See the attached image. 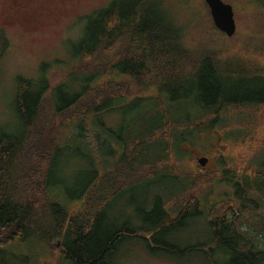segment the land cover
Here are the masks:
<instances>
[{"label": "trees", "instance_id": "obj_1", "mask_svg": "<svg viewBox=\"0 0 264 264\" xmlns=\"http://www.w3.org/2000/svg\"><path fill=\"white\" fill-rule=\"evenodd\" d=\"M149 1L114 0L94 13L77 52L86 69L82 74L73 71L52 91L48 75L41 82L18 78L15 111L21 131L0 135V232L9 233L0 242V264H44L42 250L55 240L61 243V264H116L119 248L130 240H142L170 257L196 252L210 258L217 254L220 262L210 264H264V239L241 234L226 213L217 216L216 204L203 205L204 197L192 194L198 182L194 189V179L177 173L174 165L189 159L183 151L189 139L225 146L248 130L228 127L229 113L264 108V53L250 55L239 45L224 53L208 48L198 56L184 43L173 16L159 2L149 6ZM8 48L0 31V62ZM63 87L69 97L60 103L54 92ZM50 91L51 98H46ZM45 105V115L56 116L53 121L42 115ZM121 111V133L111 134L120 149L110 150L104 165L76 131L90 121L104 133L101 114L123 115ZM59 119L61 130L52 138L41 127ZM70 145L92 165L90 178L69 199L76 205L60 197L54 182L58 159ZM258 157L255 176L228 179L240 203L234 216L248 208L247 191L264 192V151ZM225 158L221 153V165ZM168 182L173 196L184 194L175 211L154 193L152 208L141 212V223L133 216L120 228L112 223L115 214L123 213V195L131 187L145 192L147 199ZM200 219H208L211 241L182 249L157 240Z\"/></svg>", "mask_w": 264, "mask_h": 264}, {"label": "rangeland", "instance_id": "obj_2", "mask_svg": "<svg viewBox=\"0 0 264 264\" xmlns=\"http://www.w3.org/2000/svg\"><path fill=\"white\" fill-rule=\"evenodd\" d=\"M6 1L0 0V31H3L9 40V48L0 62V135L5 132L21 131L15 111L19 77L41 82L48 75L52 91L55 86L66 83L73 71H81L82 74L86 70L79 64L77 52L83 39L87 38L85 30L96 15L94 13L108 7L111 0H81L74 5H65L59 0H26L25 11H15L14 17L17 22H14V25L8 24L11 17L3 11ZM156 1L173 16L175 24L182 28L184 43L198 56L208 48H217L219 52L224 53L239 45L250 55L264 53V0H223L234 9L236 32L233 35H227L216 26L207 0H150L148 5L151 6V3ZM26 11L30 12L28 20L24 17ZM131 86L133 92H137L133 84ZM51 91L46 98H51ZM68 91L65 87L55 91V100L61 103L62 100L68 99ZM151 94H154V91ZM45 109L46 105L42 115H45ZM121 113L123 115L116 112L101 114L104 133L90 121L86 129L76 131L81 141L86 146H91L99 154V158L104 160V165L109 151L119 152L118 148L120 149V145L118 146L111 134L121 133L125 118V114L122 111ZM229 114L231 119L228 127L239 130V127L246 126L248 130L242 132V135L237 137V141L232 140L225 146L220 143L208 145V140L201 137L189 139L183 149L189 154V159L175 160V169L182 176H190L194 179V189L198 182V189L192 194L201 199L204 197L203 205L206 202L216 204L217 216L226 213L225 218L234 220L241 234L249 237L257 236L262 240L264 239V192L247 191L248 208L242 215L234 216L233 214L240 208V203L235 191L228 185V179L234 175L249 174L251 177L256 175L257 164L253 162L258 160L259 154L264 151V108L254 112L248 109L232 110ZM132 117L133 115L130 116ZM45 119L53 121L56 116L47 113ZM39 124L42 125L41 119ZM61 124L59 119L41 128L53 138L60 132ZM255 133L256 136H251ZM72 147L70 145V148L58 159L54 182L55 190L60 197L76 205L75 200L69 199H75L83 181L90 178L92 165L89 161L78 157L77 151L71 150ZM221 153L227 156L222 165ZM202 157L209 159L205 168L199 163ZM171 185V182H168L164 186L155 187L153 189L155 191L151 192L147 199L145 192L131 187L123 195V213L115 214L111 218L112 223L120 228L127 216H133L135 223H141V212L152 208L154 193L160 194L167 200L171 210L175 211L179 205L178 200L182 199L184 194L173 196ZM254 202L256 205L251 210ZM205 221L208 219L187 222L168 232L166 236L163 233L157 240L172 242L182 249L211 241ZM8 234L7 231L0 232L1 243L6 241ZM140 235L148 237L145 234ZM154 246L160 247L157 242H154ZM209 247L215 246L209 244ZM61 253V243L55 240L42 250V262L61 264L63 262ZM210 261L220 262V259L217 254L210 258L196 252L190 257H170L162 250L149 248L142 240H130L119 248L115 263L210 264Z\"/></svg>", "mask_w": 264, "mask_h": 264}, {"label": "water", "instance_id": "obj_3", "mask_svg": "<svg viewBox=\"0 0 264 264\" xmlns=\"http://www.w3.org/2000/svg\"><path fill=\"white\" fill-rule=\"evenodd\" d=\"M207 4L214 17L216 26L227 35H233L236 32V21L234 9L223 0H207ZM209 159L202 157L199 160L201 166L205 167Z\"/></svg>", "mask_w": 264, "mask_h": 264}, {"label": "flooded vegetation", "instance_id": "obj_4", "mask_svg": "<svg viewBox=\"0 0 264 264\" xmlns=\"http://www.w3.org/2000/svg\"><path fill=\"white\" fill-rule=\"evenodd\" d=\"M38 1H44V0H38ZM80 1L81 0H59V2L65 4V5H74ZM113 1L114 0H111L107 6H109ZM26 3H27L26 0H7L5 2L4 7H3V11H6L9 14V16L11 17V20L8 22V24L14 25V22H17L16 18L14 17L15 11L24 12L26 9ZM29 14H30L29 11L25 12L24 17L26 20L29 19V16H28Z\"/></svg>", "mask_w": 264, "mask_h": 264}]
</instances>
